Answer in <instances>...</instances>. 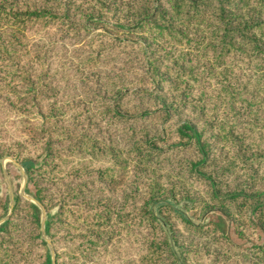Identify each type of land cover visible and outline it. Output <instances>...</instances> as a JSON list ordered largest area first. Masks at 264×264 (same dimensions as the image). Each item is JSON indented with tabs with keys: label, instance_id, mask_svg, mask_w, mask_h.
<instances>
[{
	"label": "trees",
	"instance_id": "16d2710c",
	"mask_svg": "<svg viewBox=\"0 0 264 264\" xmlns=\"http://www.w3.org/2000/svg\"><path fill=\"white\" fill-rule=\"evenodd\" d=\"M72 8L82 12L83 25L94 18L104 23L113 19L115 27L125 34L143 36L149 52L155 51V55L167 61L164 65L157 59L159 56H150L147 72L142 74L143 80L146 78L151 85L147 91L154 93L155 85L161 84L164 78L160 74L166 73L169 87L166 91L176 93L181 105H196L199 110L200 128L190 120L175 123L169 109L175 101L169 102L165 96L142 109L141 116L155 113L159 108L162 111L161 128L156 137L167 147L163 151L156 137H143L144 147L136 155L137 163L152 167L166 161L169 171L171 166L179 167L174 177L177 181L181 179L190 184L176 191L175 180L166 181L152 174L141 176L143 194L139 201L142 204L140 208L134 207L131 217L139 214L141 221L138 222L144 220L154 229L160 225L154 208L159 209V218L164 217L163 211L173 212L188 226L204 228L207 225L225 251L232 248L264 256V0H0V56L11 79L22 74L17 56L26 45L25 29L37 21L44 27H52L58 21L60 24L68 22L69 26L80 25L82 21L71 15ZM16 82L12 85L14 88ZM30 84H26L24 96L31 94L33 99L36 96L33 88L38 83ZM115 91L119 98L124 90L116 87ZM195 92L198 95L193 97ZM110 106L112 118L115 115L131 117L123 101L115 102L114 99ZM45 118L43 132H50L41 143L45 152L41 164L37 166L32 157L17 159L27 175L26 193L35 200L28 204L30 222L38 228L34 239L39 240L38 245L44 249L36 264L51 263L48 243L40 233L41 206L46 209L43 233L54 244L51 232L55 228L54 219L61 222V215L67 209L73 212L70 206L82 189L66 188L64 191L55 187L59 189V212L51 214L47 201L52 200V193L41 195L34 179L52 177L50 181L54 185L63 184L64 181L56 180L66 175L63 169L67 165L71 168L68 157L72 149L81 151L98 144L83 140L78 147L72 144L73 147L62 148L58 140L66 141L65 138L73 136L69 128L74 122L62 125L57 123L58 117ZM52 123H57V128ZM102 153L105 160L98 165V177L108 178V171L111 172L114 176L110 181L115 188L114 168L115 164L122 165L121 157L110 144L104 143ZM82 169L85 170L83 174L89 176L94 170ZM117 182L118 187L124 182L123 176ZM199 185L203 188L201 194L206 195L202 199V214L206 219L194 225L175 205L184 200L189 204L181 208L194 207ZM9 203V197L5 196L0 218L7 214ZM95 205L84 209L90 225H104L113 218L110 206L94 209ZM15 211L14 205L11 216L0 224L2 236L9 238L7 233L15 225L12 216ZM163 222L165 226L168 221L163 219ZM101 231L99 227L86 231L92 244H97ZM126 231L131 233V229ZM112 234L113 231H109L107 239ZM150 243L139 257L141 264H157L161 257V246L154 241ZM17 245H20L19 240L12 241L10 247L0 244V264H16ZM184 260L181 255L173 261L185 264ZM54 264H64L59 263L58 254Z\"/></svg>",
	"mask_w": 264,
	"mask_h": 264
},
{
	"label": "rangeland",
	"instance_id": "374dc122",
	"mask_svg": "<svg viewBox=\"0 0 264 264\" xmlns=\"http://www.w3.org/2000/svg\"><path fill=\"white\" fill-rule=\"evenodd\" d=\"M80 13V10L71 9V15L77 21H82L80 25L69 26L68 22L60 24L58 21L52 27H44L37 21L25 29L26 45L17 56L22 74L18 73L17 77L13 76L11 79L0 56V206L5 196L10 201L7 214L0 218V224L7 215L11 216L13 207L16 206L12 215L15 225L7 233L9 238L0 234V244L10 247L12 241H20L15 250L16 264H36L42 258L44 249L38 245L39 240L34 239L38 228L35 229L30 222L28 204L32 202V197L25 190L27 175L17 165V159L32 157L36 159L37 166L41 164L45 157L41 143L50 132H43L45 117H58L57 123L62 125L74 122L69 128L73 136L65 138L66 141L58 140L62 148L73 145L78 147L83 140L98 143L94 148L81 151L72 149L68 157L71 168L67 165L63 169L66 175L56 180L64 181L63 184L54 185L50 181L53 180L52 177L48 180L45 177L38 181L34 179L38 189L42 191L41 195L52 193V200L47 201V210L51 214L59 212V189H82L76 202L70 206L73 212L67 209L61 215V222L54 219L55 228L51 229L54 244L42 231L46 209L41 206L40 233L46 241H50V245L47 244L50 253L55 260L58 254L59 263L141 264L138 262L140 255L154 241L161 246V257L157 264H176L173 260L181 255L185 257V264H264V256L232 248L225 251L223 244L216 238L217 235L208 231L207 225L204 228L188 226L173 212L163 211L164 217L159 218V209L154 208L160 224L154 229L152 224L144 220L139 223V214L135 213L131 217L135 212L134 207L138 205L140 208L142 204L139 201L143 194L140 187L141 176L152 174L161 176L166 181H177L174 177L179 169L171 166L169 171L166 161L152 167L137 163L136 155L144 147L143 137H156L162 120L160 108L145 116L140 115L142 109L151 107L153 102L161 101L165 96L169 98V102L175 101L169 107L175 123L190 120L199 127L202 121L198 119L199 110L196 105L183 106L176 93L166 91L169 88L166 73L160 74L164 78L161 84L155 85L154 93L147 91L151 85L146 78L143 80L142 74L147 72L145 68L150 56L154 54L153 57H156L159 54L149 52L143 36L125 34L115 27L117 24L113 19L104 23L94 18L83 25ZM157 59L164 65L167 63L161 56ZM223 66L224 63L218 69ZM16 80L14 88L12 85ZM30 82L38 83L33 88L36 91L33 99L30 98L31 94L24 96L26 84ZM116 87L124 90L119 98L115 93ZM197 95L198 92H195L192 96ZM114 99L115 102L125 103L130 118H118L116 115L112 118L110 104ZM57 123H52L55 128ZM155 139L159 149L166 150L167 146L157 137ZM104 143L114 147L118 152L117 156L121 157L122 165L115 164L114 168L115 188L110 181V177L114 176L111 172L108 171V178L98 177V165L105 160L102 153ZM186 155L190 154H184ZM83 167L94 170L89 176L83 174ZM74 169L77 170L76 173ZM121 176L124 182L117 187ZM189 184L188 181L178 180L176 191H181ZM197 190L200 192L196 194L194 207L181 208L182 205L189 204L184 200L178 205L174 204L190 217L194 225L204 223L206 219L205 214H202V199L206 195L201 194L203 188L200 185ZM91 204H96L94 209L110 206L113 218L108 219L104 225H90L85 219L84 209L90 208ZM128 211L132 212L129 214ZM163 219L168 221L165 226ZM127 222L129 226L126 225ZM93 227L102 230L96 245L92 244L86 232ZM128 229H131L129 234L126 231ZM109 231H113V234L107 239Z\"/></svg>",
	"mask_w": 264,
	"mask_h": 264
},
{
	"label": "water",
	"instance_id": "95a60500",
	"mask_svg": "<svg viewBox=\"0 0 264 264\" xmlns=\"http://www.w3.org/2000/svg\"><path fill=\"white\" fill-rule=\"evenodd\" d=\"M17 165H18L20 168H22L20 164L17 163ZM23 191H24V189H23ZM11 201H13V198H12V197H11ZM32 201H35V200L32 199ZM38 205H39V204H38ZM11 208H12V205H11ZM10 212H11V210H10ZM10 212H9V214H10ZM8 216H9V215H7V217H6L4 220H2V222H4L5 220H7ZM43 216H44V214H43ZM42 226L44 227V221H43ZM43 227H42V231L44 232ZM47 243H48V245H50V241L47 240ZM54 262H55V257H54L53 254H51V263H50V264H54Z\"/></svg>",
	"mask_w": 264,
	"mask_h": 264
}]
</instances>
